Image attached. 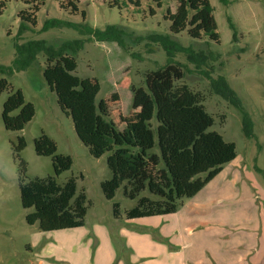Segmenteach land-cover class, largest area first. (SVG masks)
Returning <instances> with one entry per match:
<instances>
[{"label":"rangeland","instance_id":"obj_1","mask_svg":"<svg viewBox=\"0 0 264 264\" xmlns=\"http://www.w3.org/2000/svg\"><path fill=\"white\" fill-rule=\"evenodd\" d=\"M209 2L218 44L191 39L186 31L172 34L164 16L174 11V0H118L114 7L112 0H78L77 14L60 9L58 0H44L38 12L21 0H6L0 15V79L8 83L0 94V264H243V258L264 264V0ZM23 11L35 14V26L20 19ZM79 25L116 27L121 43L96 41ZM51 55L72 57L74 75L99 81L96 102L118 89L126 70L129 87L139 88L147 73L177 64L184 74L177 84L200 96L213 118L209 130L235 144L236 158L176 213L127 220L124 213L137 199L125 198L122 188L112 200L104 198L100 183L111 176L107 154L93 158L60 111L43 77ZM220 80L248 114L252 137L242 131L241 110L216 90ZM16 90L35 114L21 131L10 132L1 112ZM41 135L54 141L56 154L72 160L57 181L72 177L77 194L85 195L82 227L42 232L25 222L33 209L21 207L11 146L18 137L25 141V181L44 179L53 170L51 157L35 153ZM114 203L121 219L113 217Z\"/></svg>","mask_w":264,"mask_h":264},{"label":"trees","instance_id":"obj_2","mask_svg":"<svg viewBox=\"0 0 264 264\" xmlns=\"http://www.w3.org/2000/svg\"><path fill=\"white\" fill-rule=\"evenodd\" d=\"M21 1L31 6L30 11L38 12L44 0ZM112 1L113 6L109 7L118 2ZM174 1V11L167 9L164 16L172 34L186 31L191 39L206 37L216 44L220 42L209 0ZM219 2L229 4V0ZM58 3L60 9L71 14L79 12L78 0H58ZM5 5L6 0L0 1V15ZM33 12L23 11L20 19L35 26ZM81 16L84 20V11ZM76 29H82L99 42L121 43L122 33L116 27L101 31L79 25ZM52 59V55L47 58L43 77L54 92L60 111L71 119L77 138L93 158L107 154L106 166L111 176L100 183L104 198L112 200L122 188L125 198L137 199L136 205L124 213L127 220L176 213L185 199L199 193L236 158L235 144L209 130L213 118L206 112L200 96L187 86L177 84L184 77L177 64L170 63L147 73L145 86L139 88L129 87L126 70L118 89L96 102L100 90L96 78L80 79L74 75L77 65L72 57ZM0 72H4L1 67ZM215 86L219 94L241 110L242 131L246 137H252L250 118L235 94L223 80ZM7 87V81L0 79V94ZM34 114L33 105L25 101L22 92L12 91L2 106L4 129L21 131ZM24 148L22 137L11 146L12 157L18 161L21 207L33 209L25 216V222L37 224L42 232L82 227L86 215L85 195L77 194L74 178L62 184L57 181L62 173L70 170L71 158L56 154L54 141L41 135L34 141V150L37 156L51 157L53 175L26 182V162L20 156ZM112 208L113 217L121 219L118 204L114 203Z\"/></svg>","mask_w":264,"mask_h":264},{"label":"crops","instance_id":"obj_3","mask_svg":"<svg viewBox=\"0 0 264 264\" xmlns=\"http://www.w3.org/2000/svg\"><path fill=\"white\" fill-rule=\"evenodd\" d=\"M132 262V261H131ZM243 264H246V263H244V258H243Z\"/></svg>","mask_w":264,"mask_h":264}]
</instances>
